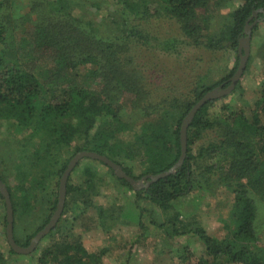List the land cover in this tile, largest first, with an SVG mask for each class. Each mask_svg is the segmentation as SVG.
<instances>
[{
    "label": "trees",
    "instance_id": "obj_1",
    "mask_svg": "<svg viewBox=\"0 0 264 264\" xmlns=\"http://www.w3.org/2000/svg\"><path fill=\"white\" fill-rule=\"evenodd\" d=\"M9 1L0 0V120L8 130L0 140V179L11 196L14 238L22 247H28L54 215L61 178L79 152L105 155L137 181L172 168L181 156L184 118L207 92L229 85L239 66L246 25L253 24L254 32L255 22L264 20V0H239L218 28H213L210 7L217 11L233 0H118L121 9L100 27L73 13L79 8L87 16V5L100 10L99 0H29L35 20L31 12L15 18L7 12ZM147 14L175 18L184 34L207 50L235 52L234 66L218 81L199 77L192 98L156 100L130 53V42L165 52H176L181 42L150 36L135 25L134 20ZM27 21L34 24L29 40L17 43L15 29ZM109 24L108 35L101 34V27ZM253 58L251 54L248 64ZM242 90L240 79L231 94L198 110L187 130L183 164L149 186L135 190L107 164L91 158L83 159L88 160L84 178L76 182L72 175L83 160L79 161L68 179L61 217L28 254L33 264H103L107 247L88 251L75 226L93 212L109 234L124 222L126 210L136 211L143 237L149 228L147 217L165 239L193 234L204 243L200 256L190 243L169 252L171 264H264L255 203V197L264 198V79L253 108L245 103L247 108L238 107L237 99L235 103ZM127 94L132 95L128 106L122 103ZM93 162L107 169L112 182ZM108 184L134 192L128 208L117 202L118 194L108 206L95 202ZM222 188L234 196L229 217L223 219V237L200 225L188 228L177 212L167 215L199 190L212 195ZM0 199L6 208L1 192ZM44 240L48 242L42 245ZM19 256L24 255L11 247L8 253L0 251V264H13L12 258Z\"/></svg>",
    "mask_w": 264,
    "mask_h": 264
},
{
    "label": "rangeland",
    "instance_id": "obj_2",
    "mask_svg": "<svg viewBox=\"0 0 264 264\" xmlns=\"http://www.w3.org/2000/svg\"><path fill=\"white\" fill-rule=\"evenodd\" d=\"M83 1L85 2V0ZM88 1L92 2V0ZM99 2L101 4L100 10L87 5V16L85 10L79 8L73 13L76 17L85 16V20H93L100 27L104 19L113 16V13H118L122 7L118 0H99ZM9 4L11 6L7 12H11V15L19 18V20L24 18L27 13H32L29 0H10ZM239 4V0H233L217 11L211 6V10L214 11L213 28H218L220 23L227 19L229 12ZM31 17L35 20L36 15L32 13ZM108 20L106 21L108 22ZM133 22L135 25H139V28L149 32L150 36L160 39H177L181 42L178 44L176 52H165L139 41L130 42V53L145 80L146 88L150 90L156 100H172L175 97L181 99L192 98L193 89L199 77L207 75V81H218L236 62V53L233 51L228 49L211 51L196 45L184 34L180 23L175 18L166 15L147 14ZM256 23L258 29L252 31L250 49V55L252 54L254 58L249 64L248 59L247 71H244L241 77L243 94L240 93L234 97L235 103L237 99L236 104L238 107H246L247 105L254 107L258 90L264 79V20H258ZM33 26L32 21H27L20 28H16V42L19 43L24 38L29 40ZM107 27L102 26L100 33L108 35L106 30H110L112 26L109 24ZM131 96L127 94L122 103L128 106ZM244 103L247 105L245 106ZM7 133V126L0 120V140ZM87 163L88 160L81 162L80 167L72 175V180L77 182L79 179L84 178L82 169ZM92 164L98 168L102 176L107 177L105 167L97 162ZM105 180L112 182L109 177ZM115 194L119 195L117 202L123 201L126 203L127 208L129 200L134 199L133 191L117 185L110 186V184L108 186L104 185L100 189V195L94 199L96 203L108 206L113 202ZM233 200L232 193L223 188L212 195L199 190V192H195L181 202L176 203L174 209L168 212L167 215L170 217V215L177 212L180 214V220L188 228L193 224L200 225L211 235L223 237L227 233L223 219L229 217ZM255 203L258 209L256 221L258 243L261 247H264V198L261 196L255 197ZM158 213H161L160 210H158ZM5 215L6 208L0 199V251L8 253L10 246L6 236ZM161 216L162 218L167 217L165 213H161ZM95 218L96 214L92 212L89 218L77 223L75 233L82 235L84 245L90 252L97 251L101 247H107L103 264H171L173 254L169 252L181 250L186 243H190V247L196 256H200L204 250V243L193 234L165 239L161 231L148 224L150 221L147 217H145V222L149 228L146 237H143L138 226L136 211L126 210L124 222L114 227L109 234L103 232ZM47 242V240H44L42 245ZM34 256H38V252ZM12 260L13 264H33L34 261L28 254L13 257Z\"/></svg>",
    "mask_w": 264,
    "mask_h": 264
},
{
    "label": "water",
    "instance_id": "obj_3",
    "mask_svg": "<svg viewBox=\"0 0 264 264\" xmlns=\"http://www.w3.org/2000/svg\"><path fill=\"white\" fill-rule=\"evenodd\" d=\"M257 11L253 14V16H257ZM257 22V21H256ZM255 22V23H256ZM252 26L253 24H247L245 27V36L240 40L239 48H238V53L240 56V61H239V66L234 74V76L231 77L230 83L227 87H222L218 86L214 88L213 90L207 92L197 104L193 106V108L190 110V112L187 114V116L184 118L182 125H181V156L178 160V162L169 170L156 174V175H149L143 177L142 180H135L132 177H130L122 168L121 165L115 163L112 161L110 158H108L105 155H101L96 152H91V151H82L76 154L71 161L68 164L67 169L65 170L61 181H60V194H59V203L57 205V209L50 219L49 223L42 229L40 230L34 239L32 240L31 244L28 247H22L19 244L16 243L15 238H14V211H13V205L11 201V196L9 193V190L7 189L6 185L3 183V181L0 179V192L4 197L5 203H6V220H7V225H6V236L8 243L10 247L18 254H31L34 252L39 244V242L56 226L59 218L62 215L65 201H66V195H67V183L69 176L71 175L73 169L76 167V165L79 163L80 160L84 158H91L97 161L104 162L107 164L109 167H111L115 174L120 177L126 179L130 185L135 189H140L141 187L144 186H149L152 183L156 182L162 177H166L176 171L177 168H179L187 155V130L190 125V123L193 121L196 113L198 110L208 101L212 99H217L220 97H224L226 95L231 94L239 80L241 79L246 65L247 61L249 59L250 55V49H251V37H252Z\"/></svg>",
    "mask_w": 264,
    "mask_h": 264
},
{
    "label": "flooded vegetation",
    "instance_id": "obj_4",
    "mask_svg": "<svg viewBox=\"0 0 264 264\" xmlns=\"http://www.w3.org/2000/svg\"><path fill=\"white\" fill-rule=\"evenodd\" d=\"M220 86L224 87V84H221Z\"/></svg>",
    "mask_w": 264,
    "mask_h": 264
}]
</instances>
